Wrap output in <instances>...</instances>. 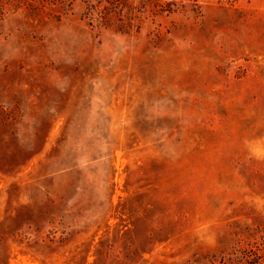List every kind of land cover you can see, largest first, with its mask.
Wrapping results in <instances>:
<instances>
[{"label": "rangeland", "instance_id": "rangeland-1", "mask_svg": "<svg viewBox=\"0 0 264 264\" xmlns=\"http://www.w3.org/2000/svg\"><path fill=\"white\" fill-rule=\"evenodd\" d=\"M263 243L264 0H0V264Z\"/></svg>", "mask_w": 264, "mask_h": 264}, {"label": "trees", "instance_id": "trees-1", "mask_svg": "<svg viewBox=\"0 0 264 264\" xmlns=\"http://www.w3.org/2000/svg\"><path fill=\"white\" fill-rule=\"evenodd\" d=\"M63 1H61V3H62ZM112 4V3H111ZM100 18H105V16H103V15H101L100 16ZM100 245H102V242H99V246H97V248L95 249V251H94V255L96 256V257H98L100 254H101V252H102V250H101V248H100ZM263 246H264V243H263ZM243 258L244 257H236L235 259L237 260H243ZM245 260H247V259H245ZM233 261V260H232Z\"/></svg>", "mask_w": 264, "mask_h": 264}]
</instances>
